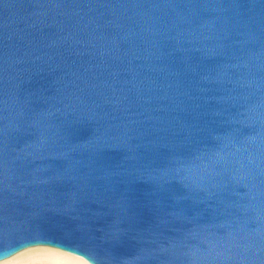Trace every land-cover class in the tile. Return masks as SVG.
I'll return each mask as SVG.
<instances>
[{
    "label": "water",
    "instance_id": "obj_1",
    "mask_svg": "<svg viewBox=\"0 0 264 264\" xmlns=\"http://www.w3.org/2000/svg\"><path fill=\"white\" fill-rule=\"evenodd\" d=\"M43 244L264 264V0H0V253Z\"/></svg>",
    "mask_w": 264,
    "mask_h": 264
},
{
    "label": "bare ground",
    "instance_id": "obj_2",
    "mask_svg": "<svg viewBox=\"0 0 264 264\" xmlns=\"http://www.w3.org/2000/svg\"><path fill=\"white\" fill-rule=\"evenodd\" d=\"M0 264H91L86 259L49 245L24 248L0 260Z\"/></svg>",
    "mask_w": 264,
    "mask_h": 264
},
{
    "label": "snow or ice",
    "instance_id": "obj_3",
    "mask_svg": "<svg viewBox=\"0 0 264 264\" xmlns=\"http://www.w3.org/2000/svg\"><path fill=\"white\" fill-rule=\"evenodd\" d=\"M41 243H43V242H45V241H40ZM28 245H22L21 247H27ZM20 249L19 248H16V249H14L13 251H19ZM69 250H71V249H69ZM12 254V252H9V253H7V254H4V253H0V259H4V258H6V256L7 255H11Z\"/></svg>",
    "mask_w": 264,
    "mask_h": 264
}]
</instances>
